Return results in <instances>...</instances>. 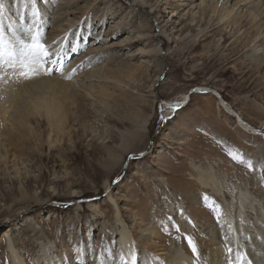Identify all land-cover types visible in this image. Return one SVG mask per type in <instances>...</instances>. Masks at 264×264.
Listing matches in <instances>:
<instances>
[{
    "label": "rangeland",
    "instance_id": "1",
    "mask_svg": "<svg viewBox=\"0 0 264 264\" xmlns=\"http://www.w3.org/2000/svg\"><path fill=\"white\" fill-rule=\"evenodd\" d=\"M262 2L0 0L5 41L37 35L54 54L32 78L69 75L89 111L60 129L27 117L0 149V264H264ZM143 125L144 145L107 174L121 133Z\"/></svg>",
    "mask_w": 264,
    "mask_h": 264
},
{
    "label": "bare ground",
    "instance_id": "2",
    "mask_svg": "<svg viewBox=\"0 0 264 264\" xmlns=\"http://www.w3.org/2000/svg\"><path fill=\"white\" fill-rule=\"evenodd\" d=\"M222 19L223 18H221L220 23H223ZM234 21H235V18L233 17L230 20L226 21L224 24L231 23ZM224 24H222L221 26H223ZM249 25H251L250 22H249ZM71 27L72 25L69 26L68 28L62 29L60 33L67 34L68 29L70 30ZM251 34H252L251 32L248 33L246 37L249 38ZM248 40L250 41L252 39H248ZM57 46L50 47V48L56 49ZM61 48L62 47H60V49ZM221 48L222 47L220 46V49ZM59 51L60 50H58L57 52ZM73 75L74 73L70 76V78ZM68 76L69 75L65 76L64 78H57V79L53 78L52 79L44 75V76H41V78L25 79L19 76V74L14 71L13 73H11V76H9V79L8 77H5L7 78L6 80L1 79V82L3 83V86L5 87L4 94H6L5 97L7 98V103L3 105L4 112H3L2 119H0V123L4 124L8 122L12 128L11 130L12 134L10 136V139L2 138L0 140L1 150L5 148L7 145H9L10 143H12L14 139H17V137H19L17 136V131H18V135L21 134L20 132L25 131V128H23V126H24V122L26 123L27 121V117H30V116L34 117V115L36 114L40 115L41 117L46 116L48 120H52L53 129H56V128L60 129L58 128V126L62 127L61 124L62 123L65 124V122L68 121L67 120L68 115L74 108L76 109V111L78 110L79 112L84 110L85 108V106H83L84 98L80 96H76V94L74 95V93H72V90L70 89L71 84L67 82ZM102 95H105V93H102ZM85 112H89L88 109L85 108ZM60 115L63 116L62 117L63 120L60 119L61 118L59 117ZM83 116H86V113H84V111L77 118L80 119V118H83ZM146 123L147 121L145 122V124ZM143 130H145L144 125L141 127H138V130L121 133L120 147L118 149H114L113 151H111L109 153L108 159L106 160V165L110 167L108 168L107 174H112L114 171H116L118 165L122 161L123 157L119 153L121 152L127 153L133 150L132 149L133 147L138 148L144 145L142 143V140L145 138V132ZM207 172L208 171H206V173ZM193 180L195 183H197V185H200L201 188H203L204 190H209L213 194H218L220 191L219 187L216 186V183L213 180L211 175L205 176L204 174H200V171H199L198 175L194 177ZM27 211H28L27 209H25L24 211H20L18 215H23ZM123 246L127 248L126 252H128V254L131 255L132 254V251L130 249L131 246L127 238L123 239ZM9 249H13L11 247V244L9 245ZM176 260H177V263L179 264H189L188 258L185 257L183 254L178 255Z\"/></svg>",
    "mask_w": 264,
    "mask_h": 264
},
{
    "label": "snow or ice",
    "instance_id": "3",
    "mask_svg": "<svg viewBox=\"0 0 264 264\" xmlns=\"http://www.w3.org/2000/svg\"><path fill=\"white\" fill-rule=\"evenodd\" d=\"M0 10H2V5H0ZM53 55L37 35L31 36L30 42L20 40L18 49L8 44L3 35H0V79H3L8 69H18L19 76L25 79H31L41 70L45 75H50L56 66V61L51 59ZM233 159H237V157L233 155ZM249 167H251V164H249ZM177 231H179L178 227ZM188 244L193 255L198 257V249L191 238H188ZM228 251L231 252V249ZM133 264H135V261H133Z\"/></svg>",
    "mask_w": 264,
    "mask_h": 264
},
{
    "label": "water",
    "instance_id": "4",
    "mask_svg": "<svg viewBox=\"0 0 264 264\" xmlns=\"http://www.w3.org/2000/svg\"><path fill=\"white\" fill-rule=\"evenodd\" d=\"M192 94V93H191Z\"/></svg>",
    "mask_w": 264,
    "mask_h": 264
}]
</instances>
